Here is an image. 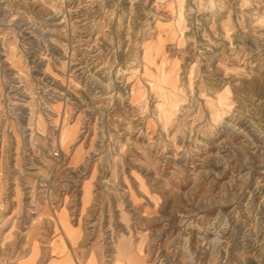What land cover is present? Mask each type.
Returning a JSON list of instances; mask_svg holds the SVG:
<instances>
[{
    "label": "rangeland",
    "instance_id": "1",
    "mask_svg": "<svg viewBox=\"0 0 264 264\" xmlns=\"http://www.w3.org/2000/svg\"><path fill=\"white\" fill-rule=\"evenodd\" d=\"M70 257L264 264V0H0V264Z\"/></svg>",
    "mask_w": 264,
    "mask_h": 264
},
{
    "label": "crops",
    "instance_id": "2",
    "mask_svg": "<svg viewBox=\"0 0 264 264\" xmlns=\"http://www.w3.org/2000/svg\"><path fill=\"white\" fill-rule=\"evenodd\" d=\"M56 242H58L57 244H56V246H55V249H57L58 248V250L60 249V250H62V252H65L66 251V249L64 250V247H63V245H62V242L61 241H56ZM57 247V248H56ZM62 248V249H61ZM70 259H72L71 257L70 258H67L66 260H65V262L66 261H68V260H70ZM63 264H64V262H63ZM75 264V263H74ZM87 264V263H86Z\"/></svg>",
    "mask_w": 264,
    "mask_h": 264
},
{
    "label": "bare ground",
    "instance_id": "3",
    "mask_svg": "<svg viewBox=\"0 0 264 264\" xmlns=\"http://www.w3.org/2000/svg\"><path fill=\"white\" fill-rule=\"evenodd\" d=\"M64 264H73L72 261H66Z\"/></svg>",
    "mask_w": 264,
    "mask_h": 264
}]
</instances>
